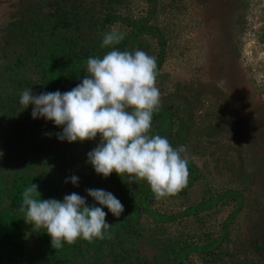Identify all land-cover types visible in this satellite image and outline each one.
I'll return each instance as SVG.
<instances>
[{
  "label": "rangeland",
  "instance_id": "374dc122",
  "mask_svg": "<svg viewBox=\"0 0 264 264\" xmlns=\"http://www.w3.org/2000/svg\"><path fill=\"white\" fill-rule=\"evenodd\" d=\"M46 1L0 0V91L5 84L11 91L14 86L4 81L22 73L21 64L14 62L22 57L23 49L6 45L10 24L19 19L26 5ZM86 2L89 12L72 30L85 47L99 51L105 32L115 28L126 34L131 30L123 20L100 29L99 22L109 6L116 9L115 17L143 19L157 34H141L138 45L126 51L139 49L156 58V86L161 96L154 115L169 113L172 135L180 129L183 142L179 146H186L182 155L198 168L201 177L185 195L154 200L152 208L175 215L226 190L242 195L238 211L231 202L163 226L142 218L134 248L146 262L139 264H157L152 260L157 252L153 244L165 248L177 241L200 243L207 236L221 235L224 228L226 238L214 254L217 259L244 264L257 258L264 233V0H117V7L107 0ZM24 65L31 67L29 61ZM155 124L159 125L152 119V126ZM5 135L0 129V153L6 149ZM100 139L69 144L49 135L45 142L48 149L65 153L72 166L81 167ZM11 169L0 161V178L9 182ZM36 169L40 174L39 167ZM83 169L85 172L76 169L75 176L78 190L86 191L95 177L86 166ZM27 232L30 241V229ZM30 245L33 247V242ZM260 262L263 264V259ZM187 264H204V259L191 254Z\"/></svg>",
  "mask_w": 264,
  "mask_h": 264
},
{
  "label": "trees",
  "instance_id": "16d2710c",
  "mask_svg": "<svg viewBox=\"0 0 264 264\" xmlns=\"http://www.w3.org/2000/svg\"><path fill=\"white\" fill-rule=\"evenodd\" d=\"M86 1L48 0L26 5L21 10L19 19L10 24V30L7 31L9 41L6 45L23 49V53L22 57L18 56L14 62L21 64V75H10L4 81L14 87L8 91L5 84L0 91V129L6 132L7 138L6 149L0 155V161L8 169H13L9 171L12 176L9 182L0 178V264H139L145 257L139 255L134 245L137 244L142 218H148L154 224L163 226L179 217H196L202 212L231 202L236 204L238 211L242 204L239 191L226 190L191 204L178 214L160 213L152 208L156 199L145 182L134 181L129 184L127 176L120 178L116 173L105 179L97 175L87 162L81 167L72 166L65 153L48 149L45 141L49 135H53L57 140V133L62 132V128L44 118L33 119V106L30 105L27 109L21 106L20 95L25 89H32L34 95L70 91L87 75L88 58H101L107 51L112 50L106 48L107 50L102 51V44L99 51L94 46L85 47L79 44L77 39L80 37L72 33V30L80 26L81 21L83 23V15L89 12ZM107 1L117 7V0ZM107 10L99 22L100 29L118 20H123L131 28L125 38L114 46L117 50L126 51L127 48L136 47L141 34L157 36L152 26H147L143 19H122L120 15L115 17L116 9L109 6ZM158 41L164 46L163 38L159 37ZM161 51L163 52V49ZM158 58H162V53ZM28 61L31 64L29 68L24 65ZM152 119L158 121L159 125L151 126L150 135L158 134L171 139L173 148H178L183 142L182 132L179 129L176 136L172 135L173 124L169 113L165 111L153 114ZM84 166L90 175L95 177L90 180V185H86L87 189H103L112 193L123 204L124 211L117 218L104 208L108 213L106 222L112 225L108 229L110 238L106 236L103 240L96 239L92 242L79 239L72 245L65 243L61 249H53L51 239L44 229L33 231V227L23 220L25 216L20 211L22 194L32 184L38 185L37 190L42 200L63 201L66 195L84 192L88 206L100 207L87 196L86 191L78 190V186H73L70 182V177L78 173L76 169L84 171ZM37 167L41 170L40 174L37 173ZM188 171L186 186L175 196L165 199L183 196L197 184L201 175L190 161ZM66 180L69 182L65 183ZM29 229L32 236L30 241L26 238ZM225 238L224 228L221 235L207 236L200 243L177 241L176 245H167L165 248L153 244L157 252L152 260L157 264H187L190 255L197 254L204 259V264H234L231 261H220L214 256L221 249ZM30 242H33V247ZM260 243L263 248L256 247L261 250H257L258 257L244 264H260L262 259L264 264V233ZM258 244L254 243L256 246Z\"/></svg>",
  "mask_w": 264,
  "mask_h": 264
},
{
  "label": "clouds",
  "instance_id": "9594fccd",
  "mask_svg": "<svg viewBox=\"0 0 264 264\" xmlns=\"http://www.w3.org/2000/svg\"><path fill=\"white\" fill-rule=\"evenodd\" d=\"M124 38L125 33L115 28L105 32L101 47L112 50L102 58H88L87 75L72 90L34 95L25 89L19 103L25 109L33 106V119L44 118L62 128L57 133L60 141L83 143L99 135L100 143L87 154L95 173L105 179L112 173L127 176L129 184L143 181L159 201L175 196L187 184L188 159L182 155L186 146L173 148L166 137L149 134L160 107L157 61L139 49L117 50L114 46ZM70 182L78 186V177L71 176ZM37 189L32 184L24 190L20 211L33 231L45 230L56 250L79 239H105L112 225L106 222L104 208L117 218L124 211L123 204L103 189H86L100 207L88 206L76 192L63 201L42 200Z\"/></svg>",
  "mask_w": 264,
  "mask_h": 264
}]
</instances>
